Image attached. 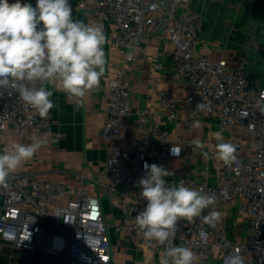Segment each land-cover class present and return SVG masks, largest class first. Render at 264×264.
<instances>
[{
  "label": "built area",
  "instance_id": "built-area-1",
  "mask_svg": "<svg viewBox=\"0 0 264 264\" xmlns=\"http://www.w3.org/2000/svg\"><path fill=\"white\" fill-rule=\"evenodd\" d=\"M21 3L35 7L36 0ZM81 6L111 23L113 43L127 49L125 62L115 68L104 95L105 118L99 132L107 145L104 168L96 177L84 176L86 181L73 186L27 173L24 163L8 177L7 186L0 187V244L51 255L62 264H113V237L103 200L90 187L101 188L118 211L119 219L113 225L116 233L127 241L142 236L134 220L147 204L137 186L146 175L147 163L168 169L164 179L169 185L183 182L216 194V203L202 217L178 222L172 241L190 247L197 254L196 264H207L215 250L222 264L233 254L242 256L246 264H264V112L259 103L264 101V78L256 79L243 58L235 62L196 51L202 19L190 0H87ZM150 34L171 43L176 74L194 92L186 95V105L205 101V110L193 117H215L236 146L237 163L217 164L212 178L196 181L191 178L194 170L176 172L170 166L175 144H181L186 153L195 140L172 139L167 124L181 125L182 103L170 90L158 91L164 110L161 119L149 124L150 111L140 109L137 134L124 133L133 108V70L144 54V37ZM130 52L134 53L131 57ZM193 121L190 118L185 125L192 129ZM10 133L41 139L45 144L60 136L53 131L50 111L40 115L17 92L0 88V141ZM202 169L208 173L210 166L206 163ZM211 208L223 210L224 217L204 219ZM232 210L247 218L244 237L233 233L225 221ZM142 240L159 257L165 251L164 245L149 243L143 236Z\"/></svg>",
  "mask_w": 264,
  "mask_h": 264
},
{
  "label": "clouds",
  "instance_id": "clouds-1",
  "mask_svg": "<svg viewBox=\"0 0 264 264\" xmlns=\"http://www.w3.org/2000/svg\"><path fill=\"white\" fill-rule=\"evenodd\" d=\"M106 43L102 25L73 19L69 0H36L35 7L21 0H0V88L17 92L26 105L46 115L55 106L49 86L58 83L80 107L85 97L99 88L106 73ZM259 103L264 112V101ZM205 107V101L197 103L193 114L203 112ZM192 127L199 129L201 121L195 120ZM213 136L217 141L214 152L202 151L201 155L226 166L237 163L236 146L225 141L223 130ZM192 144L205 147L199 140ZM44 145L45 141L37 139L30 144L13 142L0 149V187H6L8 177ZM180 150L173 147L172 154L179 155ZM144 168L146 175L137 186L147 204L135 216L138 233L149 243L165 246L158 264H196L197 254L190 247L176 246L172 241L178 222L202 217L216 203V194L183 182L167 184L164 177L169 171L163 166L145 163ZM218 216L212 211L204 219L211 221ZM224 264L246 262L239 254H233L224 258Z\"/></svg>",
  "mask_w": 264,
  "mask_h": 264
},
{
  "label": "crops",
  "instance_id": "crops-1",
  "mask_svg": "<svg viewBox=\"0 0 264 264\" xmlns=\"http://www.w3.org/2000/svg\"><path fill=\"white\" fill-rule=\"evenodd\" d=\"M87 0H69L72 8L73 19L82 20L85 23H97L102 25L107 37L104 50L107 58L106 73L100 80L98 89L92 90L84 100L82 106L77 107V101L67 97L58 83L50 85L53 91L51 97L54 107L50 110L53 131L60 133L57 140L45 144L35 156L23 166L25 172L36 177L49 180H64L73 186H78L82 181H86L84 176L96 177L104 168L107 157V145L99 136L102 123L105 118V98L108 89V80L114 77V70L117 66L125 62L127 49L123 46L115 45L112 38L113 26L111 23L98 18L93 11L81 6ZM190 5L196 8L195 0H190ZM203 34V35H202ZM144 54L136 63L134 68V81L132 88V113L130 114L125 127V135L137 134L138 111L148 109L150 111L149 124L162 118L164 110L159 104L158 91L161 89L170 90L181 101L178 117L181 125L168 123L172 139L180 136L183 140L194 137L195 140L203 142V149L193 148L184 153L185 149L181 144H175L174 148L181 149L179 155H173L170 151L169 163L176 172L194 170L195 174L191 178L198 181L204 177L212 178L214 167L221 163L215 159H205L202 151L214 152L217 141L213 134L222 130L215 117L203 115L201 118H194L193 111L199 102H192L186 105V95L194 94L193 91L179 80L173 65L171 43L155 38L153 34L144 37ZM196 51L203 52L210 56H226L235 62H239L243 57L237 49L227 50L219 48L210 42L207 36L200 31ZM232 55L233 57H230ZM239 57V59H238ZM193 118L201 121L199 129H190L185 122ZM193 121V122H194ZM12 128V126H10ZM226 142H229L228 134L223 131ZM37 140V139H34ZM27 135L24 137L8 134L5 139L0 141V149L13 143L30 144L34 141ZM41 140V139H40ZM127 145L126 142L123 143ZM210 166L208 173H205L202 166ZM90 190L101 195L106 211V219L110 226L113 237L112 250L114 254L113 264H158L159 256L155 251L143 243L141 235H135L127 241L123 235H119L114 230V224L119 219L116 209L110 206L101 188L90 187ZM219 213L220 218L224 217L223 210L210 209V212ZM229 229L238 234L239 237L245 236V225L247 218L240 216L236 210L225 217ZM0 264H62V262L46 254H33L8 245L0 244ZM207 264H222L216 250Z\"/></svg>",
  "mask_w": 264,
  "mask_h": 264
},
{
  "label": "rangeland",
  "instance_id": "rangeland-1",
  "mask_svg": "<svg viewBox=\"0 0 264 264\" xmlns=\"http://www.w3.org/2000/svg\"><path fill=\"white\" fill-rule=\"evenodd\" d=\"M195 2L202 19L201 32L210 42L239 50L256 79L264 78V0Z\"/></svg>",
  "mask_w": 264,
  "mask_h": 264
}]
</instances>
